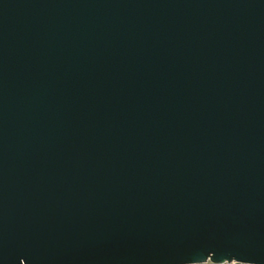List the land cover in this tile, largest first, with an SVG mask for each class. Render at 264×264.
<instances>
[{"label":"water","instance_id":"1","mask_svg":"<svg viewBox=\"0 0 264 264\" xmlns=\"http://www.w3.org/2000/svg\"><path fill=\"white\" fill-rule=\"evenodd\" d=\"M264 264V0H0V264Z\"/></svg>","mask_w":264,"mask_h":264},{"label":"built area","instance_id":"2","mask_svg":"<svg viewBox=\"0 0 264 264\" xmlns=\"http://www.w3.org/2000/svg\"><path fill=\"white\" fill-rule=\"evenodd\" d=\"M208 264H217V263H211V262H207ZM219 264H234V262H223V263H219Z\"/></svg>","mask_w":264,"mask_h":264}]
</instances>
